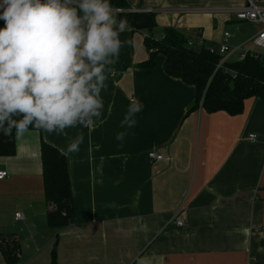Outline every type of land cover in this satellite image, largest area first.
Instances as JSON below:
<instances>
[{
    "label": "crops",
    "instance_id": "obj_1",
    "mask_svg": "<svg viewBox=\"0 0 264 264\" xmlns=\"http://www.w3.org/2000/svg\"><path fill=\"white\" fill-rule=\"evenodd\" d=\"M246 1L127 0L132 10L156 13V39L170 27L187 39L199 31L208 47L222 41L224 34H214L224 24L238 22L228 11ZM255 26L239 41L230 34L229 61L253 51L239 48L260 31ZM120 40L91 127L66 129V136L28 131L16 135L14 156L0 157L8 173L0 181V240L17 241V264H51L53 249L57 264H264V100H245L237 116L191 111L196 90L165 72L163 55L151 68L137 67L148 59L144 33L128 26ZM133 97L145 107L135 127L122 128ZM78 135L80 150L68 153ZM42 141L67 160L73 217L62 229L46 223ZM151 151L163 160L152 162ZM179 209L183 227L175 223Z\"/></svg>",
    "mask_w": 264,
    "mask_h": 264
},
{
    "label": "clouds",
    "instance_id": "obj_2",
    "mask_svg": "<svg viewBox=\"0 0 264 264\" xmlns=\"http://www.w3.org/2000/svg\"><path fill=\"white\" fill-rule=\"evenodd\" d=\"M0 20V129L66 136V129L91 127L128 27L110 0H0ZM144 107L133 97L121 127H135ZM81 143L78 135L66 151L78 152Z\"/></svg>",
    "mask_w": 264,
    "mask_h": 264
},
{
    "label": "trees",
    "instance_id": "obj_3",
    "mask_svg": "<svg viewBox=\"0 0 264 264\" xmlns=\"http://www.w3.org/2000/svg\"><path fill=\"white\" fill-rule=\"evenodd\" d=\"M117 12V20H126L133 31L144 33V46L148 59L137 65L151 68L156 57L164 56L165 72L173 78L192 85L196 90V101L191 111L202 109L209 114L226 112L237 116L243 112L244 102L249 98L264 100V59L248 52L242 60L227 61L217 71L222 56L208 46L189 47L187 38L175 28H165L163 36L156 39V13L138 9L133 11L127 0H110ZM211 47H214L211 45ZM29 131H39L31 128ZM16 153V130L10 135L0 129V157H12ZM44 199L48 205L47 226L51 229L67 227L73 217V202L65 155L51 144L41 143ZM0 252L4 264H17L20 248L13 238L0 240ZM51 264H57L55 249Z\"/></svg>",
    "mask_w": 264,
    "mask_h": 264
},
{
    "label": "built area",
    "instance_id": "obj_4",
    "mask_svg": "<svg viewBox=\"0 0 264 264\" xmlns=\"http://www.w3.org/2000/svg\"><path fill=\"white\" fill-rule=\"evenodd\" d=\"M137 11V10H133ZM116 12H121V10H116ZM229 14L238 22H244V23H251L260 26V31L252 37L250 40H248L243 46H241L239 49H243L248 43H252L256 48H260L263 50V54H259L256 51L252 50H244V54L240 56L239 60H242L246 53L250 52L255 55V57H262L264 59V0H247L245 6L241 8H235L228 11ZM192 37H189L187 40V44L189 47L195 46V39H198L199 46L203 45V41L201 38V34L199 31H195ZM230 34L224 33L222 41L219 43L217 47H211L209 46L208 49L213 52H217L222 56V60L220 64L217 65L216 71L228 60L231 53L235 51L230 44ZM202 101L200 102L199 109H202ZM250 141L255 142L258 139V136L256 134H251L249 136ZM149 159L152 162H159L163 160V156L159 155L155 151H151L148 155ZM8 176V173L5 171H0V181L5 179ZM17 219H21V215H16ZM174 218H176V225L179 227H183L185 225V219L183 218V214L181 209L176 211L174 214Z\"/></svg>",
    "mask_w": 264,
    "mask_h": 264
},
{
    "label": "rangeland",
    "instance_id": "obj_5",
    "mask_svg": "<svg viewBox=\"0 0 264 264\" xmlns=\"http://www.w3.org/2000/svg\"><path fill=\"white\" fill-rule=\"evenodd\" d=\"M256 29H257V27L255 25H253V24L243 23V22L242 23L241 22H232V23L224 24V28L219 29L214 34V36H215V38H218L219 36H221V34H224L225 32H228L231 35L235 34V36L237 37V38H235V40L239 41L243 37H246V35L248 36L249 34L254 33ZM157 33H155V34H157ZM194 47H195L196 50H199V46L197 44ZM246 48H252L253 51H256L259 54H263V50L260 49V48H256L252 43H248L245 46V49ZM232 59L234 60L235 56H233Z\"/></svg>",
    "mask_w": 264,
    "mask_h": 264
}]
</instances>
